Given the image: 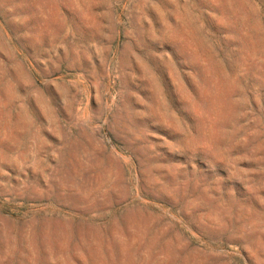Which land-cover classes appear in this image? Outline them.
<instances>
[{
    "label": "rangeland",
    "instance_id": "1",
    "mask_svg": "<svg viewBox=\"0 0 264 264\" xmlns=\"http://www.w3.org/2000/svg\"><path fill=\"white\" fill-rule=\"evenodd\" d=\"M0 264H264V0H0Z\"/></svg>",
    "mask_w": 264,
    "mask_h": 264
}]
</instances>
